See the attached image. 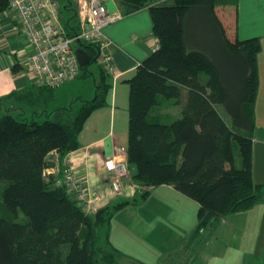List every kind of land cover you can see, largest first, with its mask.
Listing matches in <instances>:
<instances>
[{
	"label": "trees",
	"instance_id": "trees-1",
	"mask_svg": "<svg viewBox=\"0 0 264 264\" xmlns=\"http://www.w3.org/2000/svg\"><path fill=\"white\" fill-rule=\"evenodd\" d=\"M118 1L127 13L148 6L159 40L128 79L126 155L132 179L143 187L88 214L54 183V174L46 179L50 152L58 151L62 162L79 147L89 116L107 103L114 81L102 66L95 96L77 105L59 102L63 85L11 92L0 105H25L37 114L0 111V264H121L123 252L111 241L113 217L144 201L151 186L172 184L200 203L186 247L262 196L253 178L261 43L238 37L237 0ZM9 6L0 0V13ZM60 16L68 35L79 31L76 8L60 5ZM75 47L91 55L79 75H92L97 46ZM170 99L178 113L157 110Z\"/></svg>",
	"mask_w": 264,
	"mask_h": 264
},
{
	"label": "crops",
	"instance_id": "crops-1",
	"mask_svg": "<svg viewBox=\"0 0 264 264\" xmlns=\"http://www.w3.org/2000/svg\"><path fill=\"white\" fill-rule=\"evenodd\" d=\"M58 1L63 6L71 5L76 8L80 20V12L84 11L82 5L84 0ZM107 3L110 10L118 9L122 13L119 20L103 28L106 38L111 41L109 50L113 62L121 74L112 84L107 95V103L95 110L87 119L79 135V147L70 153L77 173L85 179L92 190L98 192L100 207L118 199H130L136 192L134 189L136 183H132L133 186L129 185L127 179L124 180L123 192L114 193L105 161L119 155L120 146L128 143V133L126 134L129 125V112L126 110V102L129 99L128 79L134 75L137 66L159 46L148 6L127 13L118 0H108ZM237 7L238 37L240 39L258 37L261 43L258 53L259 84L254 112L253 178L255 182L262 184V196L253 207L227 215L221 219L217 227L206 231L200 242H193L186 247L188 238L198 224L200 203L172 184L151 186L150 195L141 201V204H129L132 205L129 208L131 213L129 219L131 222L135 221L144 237L150 231L149 223L154 217L146 213L144 208L150 201L158 202L161 209L176 207L179 213L181 207L182 216H185L179 219L180 223L169 219L173 227H167V231L160 228L158 231L162 238L160 240L162 247L157 257L164 255L162 264H165L169 257H172L169 264H264V0H237ZM31 53L32 47L21 30L16 12L10 9L1 12L0 99L15 90L25 89L36 83L34 74L27 64ZM91 76L92 79L90 75L81 74L63 85L61 88L67 90L59 93V102L65 100L62 104L67 105L66 97L69 96L76 99L75 105L81 100L92 99L97 90V75L93 73ZM3 106L5 104L0 105V111L4 110ZM23 109L24 116L37 114L32 108ZM48 157L51 165L46 168L45 175L49 180L53 172H61L62 162L58 151H51ZM129 169L132 175L133 167L129 165ZM161 209L158 213L161 218L156 215V221L163 220ZM170 214H173L172 210L167 211V215ZM152 235L156 237L158 233L154 232ZM131 237L136 238L134 228H131ZM111 241L125 256L126 253L114 241L113 223ZM173 241L176 243L168 246ZM167 255L169 256L165 260ZM132 262L139 261L130 255L126 256L124 263Z\"/></svg>",
	"mask_w": 264,
	"mask_h": 264
},
{
	"label": "built area",
	"instance_id": "built-area-1",
	"mask_svg": "<svg viewBox=\"0 0 264 264\" xmlns=\"http://www.w3.org/2000/svg\"><path fill=\"white\" fill-rule=\"evenodd\" d=\"M108 0H84L80 12L79 31L68 35L60 16L61 3L57 0H10L9 9L16 12L21 30L32 47L28 67L35 82L60 87L76 78L81 71L75 43L86 42L97 46V64L102 66L113 81L121 74L115 66L109 46L111 41L103 28L122 17V13L108 8ZM121 153L108 158L105 166L110 172V183L116 194L124 190V180L132 177L126 146ZM54 183L64 186L66 192L88 214L99 208L100 196L75 170L70 152L62 161L61 172H53ZM134 184V183H133Z\"/></svg>",
	"mask_w": 264,
	"mask_h": 264
},
{
	"label": "rangeland",
	"instance_id": "rangeland-1",
	"mask_svg": "<svg viewBox=\"0 0 264 264\" xmlns=\"http://www.w3.org/2000/svg\"><path fill=\"white\" fill-rule=\"evenodd\" d=\"M88 68L91 71V73H95L97 75V77H99V69H98V65L96 62L91 63ZM90 78L92 79L91 75H90ZM66 90H67V88H60V92L61 91L65 92ZM129 91H130V86H129ZM73 99L74 98L71 96L66 97L67 102L68 101L72 102ZM83 101L84 100H81L79 102V104L83 103ZM61 103H65V100L64 101L61 100ZM126 103H127L126 110H127V112H129L130 99H128ZM67 104H69V103H67ZM24 106L23 107L19 106V105L7 106L8 108H6V106H3L4 110H1V111H4V112L11 111V112L15 113L16 115H19L20 113H22V109L24 108ZM50 107H54V106H50ZM50 109H52V108H50ZM23 110H26V109H23ZM157 110H161L164 113L166 112L168 114H170V113L176 114L178 112V107L174 104V100L170 99L168 101H165L164 104H162V107L158 108ZM128 122H129V120H128ZM126 129H128V130H126V134H127V133H129V125ZM127 179H129V178H126L125 180H127ZM128 181H129L128 182L129 185H132V183H136V185H134V187H135L134 189H136L135 194L137 195L138 189L143 187V184H139V183L135 182L132 179V177H130V179ZM1 183L2 182L0 181V185H1ZM139 204H141V202H139L135 205H139ZM131 206L132 205H130V206L127 205L126 207L122 208L113 217L112 223H113L115 243L117 244V246L121 247V249L127 254L126 255L124 253L125 259H126V256L130 255V256L134 257L135 259H137V261H139L137 263L162 264L164 255H162L160 258L157 257V255L159 254V251L161 250V247H162V245L160 243V240H162V238H160L158 231H160V228H163V230L167 231V227H173V224L171 221H176V222L180 223L179 219H181L182 217H185V216H182V214H183L182 208L180 207L181 212L179 213L176 211V207H164L161 209V206L159 205L158 202H156L154 200L150 201L147 204V206L144 208H146V213L152 214V215H154V217L152 218V220H150L151 223H149L151 225L150 226L151 229L146 234L147 236L144 237L140 233L139 228H138L139 226L137 224H135V221L134 222L130 221L131 213L129 212V210H130L129 208H131ZM160 209H161V213L163 211L164 217H163V220L156 221V215H158L160 217V215L158 214L160 212ZM168 210H172L173 214H170V216H168L167 215ZM131 228H134V233H135L136 238L131 237ZM154 232L158 233V235L156 237H155V235H152V233H154ZM139 238H140V240H139ZM175 243L176 242L173 241L171 244H168V246H173ZM155 245H156V247H154ZM169 255L166 256L165 260H167ZM171 258L169 257L168 261L165 264H169L171 262ZM125 259H122L121 264H125L124 263Z\"/></svg>",
	"mask_w": 264,
	"mask_h": 264
},
{
	"label": "water",
	"instance_id": "water-1",
	"mask_svg": "<svg viewBox=\"0 0 264 264\" xmlns=\"http://www.w3.org/2000/svg\"><path fill=\"white\" fill-rule=\"evenodd\" d=\"M76 54H77V58L80 63V66H87L90 63L91 55L84 48H81V47L76 48Z\"/></svg>",
	"mask_w": 264,
	"mask_h": 264
}]
</instances>
